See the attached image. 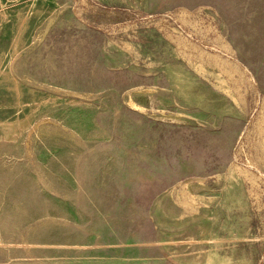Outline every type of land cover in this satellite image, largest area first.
<instances>
[{"label":"rangeland","instance_id":"1","mask_svg":"<svg viewBox=\"0 0 264 264\" xmlns=\"http://www.w3.org/2000/svg\"><path fill=\"white\" fill-rule=\"evenodd\" d=\"M130 1L0 0V264H264V0Z\"/></svg>","mask_w":264,"mask_h":264},{"label":"crops","instance_id":"2","mask_svg":"<svg viewBox=\"0 0 264 264\" xmlns=\"http://www.w3.org/2000/svg\"><path fill=\"white\" fill-rule=\"evenodd\" d=\"M130 2L134 5L133 7L146 12L167 11L176 8H195L204 4H211L218 9L222 6L230 7L233 5L232 0H131ZM241 61L250 60L241 59Z\"/></svg>","mask_w":264,"mask_h":264},{"label":"bare ground","instance_id":"3","mask_svg":"<svg viewBox=\"0 0 264 264\" xmlns=\"http://www.w3.org/2000/svg\"><path fill=\"white\" fill-rule=\"evenodd\" d=\"M225 90V89H224ZM226 91V90H225ZM233 97V96H232ZM247 162H248V164L250 165V166H252L253 164L251 163V161L250 160H247Z\"/></svg>","mask_w":264,"mask_h":264}]
</instances>
